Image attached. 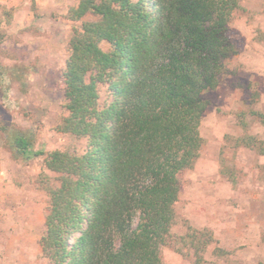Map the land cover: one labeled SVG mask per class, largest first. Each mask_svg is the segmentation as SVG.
Instances as JSON below:
<instances>
[{
    "label": "trees",
    "instance_id": "16d2710c",
    "mask_svg": "<svg viewBox=\"0 0 264 264\" xmlns=\"http://www.w3.org/2000/svg\"><path fill=\"white\" fill-rule=\"evenodd\" d=\"M237 9L238 0H78L68 10L72 21L97 17L68 42L67 115L55 127L85 138V151H33L30 134L0 125L18 155L42 156L58 174L39 241L49 264H162L178 176L203 143L204 95L238 52L229 37ZM102 86L110 100L100 109ZM190 232L202 250L212 242Z\"/></svg>",
    "mask_w": 264,
    "mask_h": 264
},
{
    "label": "rangeland",
    "instance_id": "374dc122",
    "mask_svg": "<svg viewBox=\"0 0 264 264\" xmlns=\"http://www.w3.org/2000/svg\"><path fill=\"white\" fill-rule=\"evenodd\" d=\"M77 3L0 0V125L9 134H30L33 151L86 149L85 138L55 130L67 115L60 76L68 42L81 21L97 19L70 20ZM229 37L238 52L217 88L204 95L203 143L194 165L178 176L162 264L264 263V0H238ZM109 100L100 87L98 108ZM58 185L42 156L23 159L0 132V264H49L39 241L49 210L46 189ZM190 230L212 242L202 250L199 238H188Z\"/></svg>",
    "mask_w": 264,
    "mask_h": 264
}]
</instances>
